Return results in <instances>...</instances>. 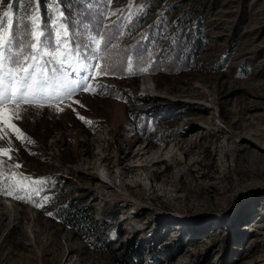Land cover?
Returning <instances> with one entry per match:
<instances>
[{
    "label": "rangeland",
    "instance_id": "1",
    "mask_svg": "<svg viewBox=\"0 0 264 264\" xmlns=\"http://www.w3.org/2000/svg\"><path fill=\"white\" fill-rule=\"evenodd\" d=\"M144 3L112 0L115 15L105 21L127 16L129 7L135 16ZM147 4L140 20L152 23L151 45L178 34L185 44L201 43L189 69L144 74L153 94L141 92V76L102 75L106 92L51 107L9 105V123L0 117V187L15 191L25 177L47 178L28 202L0 192V264H122L127 245L134 264H264V0ZM16 7L22 19L36 5L0 0V18L8 13L0 34ZM41 10L54 19L60 8L39 0ZM160 130L170 140L157 141ZM230 142L240 148L233 161L225 158L231 170L222 177L218 147ZM171 144L173 157L137 165L140 149ZM192 160L191 169L210 176L200 179L205 185L180 176ZM251 160L259 170L246 169ZM71 215L78 222L69 223Z\"/></svg>",
    "mask_w": 264,
    "mask_h": 264
},
{
    "label": "snow or ice",
    "instance_id": "2",
    "mask_svg": "<svg viewBox=\"0 0 264 264\" xmlns=\"http://www.w3.org/2000/svg\"><path fill=\"white\" fill-rule=\"evenodd\" d=\"M19 2L21 0H17V3ZM34 2L36 5L34 10L26 12L21 20L9 23L6 35L0 34V117L3 123H9L7 107L9 105L51 107L82 92L91 91L93 94L106 92L107 86L100 84L98 77L112 74L118 68L122 71L126 69L128 75L145 74L153 70L155 60L148 50L132 48L130 45L124 47L122 55H118L116 61L107 62L111 51L119 48L113 41L125 34L122 29L127 28L131 31L130 24L133 20L131 7L127 16L122 14L118 21L104 25L103 18L115 15L107 9L112 0H104L105 10L98 13L101 19L91 25L90 31L93 35L87 37L89 43L85 42L84 37H80L79 42L70 39L73 33L70 31L71 25L64 23L65 13L62 7L59 14L47 22L48 27L55 29L54 32H49L45 27L46 22L39 13V0ZM83 6L90 12L94 6L93 0H85ZM150 7L145 0V3L139 6L134 19H142ZM7 16L8 13H5L4 18H0V33L5 27ZM85 19L89 18L86 16ZM113 29L115 32L110 36L109 32ZM101 50L105 53L103 57L100 54ZM102 59L105 63H101ZM145 64L147 66H141ZM75 103L79 104V100ZM67 106L72 107L71 103ZM11 111L14 118L20 119L15 108ZM79 118L85 119L83 116ZM9 126L20 131L16 124ZM24 139L28 138L25 136ZM16 167L20 166L17 164ZM25 180L26 185L16 188L15 191L0 187V192H7L17 200L28 202L36 193L43 190L47 182V178L32 180L25 177ZM31 185L36 187L33 188ZM20 192L24 195L17 194ZM50 199L51 197L45 196L44 203ZM36 206L42 207L43 204ZM47 214L54 215L53 212Z\"/></svg>",
    "mask_w": 264,
    "mask_h": 264
},
{
    "label": "trees",
    "instance_id": "3",
    "mask_svg": "<svg viewBox=\"0 0 264 264\" xmlns=\"http://www.w3.org/2000/svg\"><path fill=\"white\" fill-rule=\"evenodd\" d=\"M56 2V4L59 6V8L63 9L65 13V20L64 23L71 25L70 31L73 33V35L70 37V39H75L77 42H79L80 37L85 38L86 42V36L89 33H92L90 31L91 25L96 24L101 17L98 15L99 12H102L105 10V3L104 0H93L94 6L91 8V11H86L85 7L83 6L85 3V0H53ZM15 15L11 18L13 21L15 20H21L20 19V12L17 10L16 7ZM40 15L43 17L45 23V27L49 32H54L52 27H48L47 22L51 19L52 13L50 14L49 11V17H46V13L44 10H41ZM88 17L89 19H85V17ZM135 16H133V20L130 24L131 31H128L127 28L122 29L124 31V35L117 40L113 41L114 43L119 45V48H117L114 51H111L110 53V59L107 61L108 63H113L117 60L118 55H122V51L125 46L130 45L132 48L139 47L141 49H147L148 52L151 54V57L155 60V66L153 70L148 72L151 73H159L164 72L167 74H176L181 73L187 69H189V60L192 55H196L198 53V49H200L201 43L196 41L185 42L183 41L182 35L178 34L175 35L169 43L166 44V46H163L162 44L158 46V42L152 43V45L149 42V39L147 36L151 32V25L152 23H149L146 26H141V20L134 19ZM121 19V16L115 17L110 21H105V18H103V24L109 25L112 24L115 21H118ZM104 31H108V29H104ZM115 32V29L111 30L109 32V35L111 36ZM21 35H23V32H21ZM146 37V38H145ZM182 38V39H181ZM101 56L103 57L105 55L104 51L101 50ZM101 63H105V61L102 59ZM141 66H147L141 65ZM223 66H221L222 68ZM146 74V73H145ZM126 69L120 70L119 68L112 74H109L107 76H114V77H123L127 76ZM144 74H139L136 76H143ZM156 135V134H155ZM157 141L162 140H170V135L165 133V131L160 130L157 133ZM63 217L68 216L67 213H62ZM75 217V218H74ZM79 220V216H70V219L67 220L69 223H76ZM76 221V222H75ZM78 225V224H74ZM134 247L132 245H127L126 251L123 255L125 259H123L124 264H134V260L137 256L135 254V251L133 249ZM122 263V264H123Z\"/></svg>",
    "mask_w": 264,
    "mask_h": 264
},
{
    "label": "bare ground",
    "instance_id": "4",
    "mask_svg": "<svg viewBox=\"0 0 264 264\" xmlns=\"http://www.w3.org/2000/svg\"><path fill=\"white\" fill-rule=\"evenodd\" d=\"M140 90L142 93L144 94H153L155 91H154V88H153V83L151 82L150 78L146 75H143L141 76L140 78ZM223 133V131H221ZM224 138V137H223ZM225 139V138H224ZM231 143V142H230ZM233 144V143H231ZM218 145V144H217ZM221 146H219L218 148H220V155L218 157V162L223 166V170L221 171L222 172V177L224 176H227L229 173H230V168L228 167V165L226 166L225 165V158L230 155L231 158H232V161H233V156L234 154L239 150V146L237 144H233L227 148L224 147V144H220ZM190 146V145H189ZM188 146V147H189ZM192 146V145H191ZM144 147V146H143ZM147 147V146H146ZM174 146L171 144L169 147H165L162 146L160 147L159 149H157L156 151H143V150H146V149H140L139 152L137 153V155H140V160L139 162L137 163L138 166H143V165H151V164H155L158 163V162H162L163 160L166 161L167 159H169L171 155V153L173 152L174 150ZM217 148V149H218ZM151 149V148H150ZM149 149V150H150ZM216 149V150H217ZM218 151V150H217ZM216 151V152H217ZM215 152V153H216ZM176 153V152H175ZM135 154V153H133ZM174 155V154H173ZM249 155L253 156L255 155L251 150L249 151ZM173 157V156H172ZM250 157V156H249ZM101 158H104V156H102ZM128 158V157H127ZM129 158H132V157H129ZM126 160V159H125ZM195 160V159H194ZM171 161V160H170ZM175 161V160H174ZM183 161V160H182ZM186 162V167H187V171H183L181 170L179 172L180 176H184L185 173H191L192 174V177H193V181L197 184H202V185H205L203 182L200 181L201 178H205V177H210L209 175L203 173L202 171H200V169H191V167L194 165V162L193 160L192 161H184ZM217 163V162H216ZM135 164V163H134ZM227 164V163H226ZM125 165V163H124ZM129 165V164H128ZM133 165V164H131ZM137 166V167H138ZM184 167V166H183ZM221 167V166H219ZM125 168V167H124ZM185 169V167H184ZM221 169V168H220ZM246 169L248 170H259V167L257 165V163L254 161V160H251L248 162V164L246 165ZM184 173H183V172ZM219 172V171H218ZM178 174V173H177ZM140 176V175H139ZM144 176V175H143ZM143 176H141L140 178L143 180ZM145 179V178H144ZM139 180V178H138ZM141 183V182H140ZM160 188V187H159ZM163 188V187H162ZM163 190V189H162Z\"/></svg>",
    "mask_w": 264,
    "mask_h": 264
}]
</instances>
